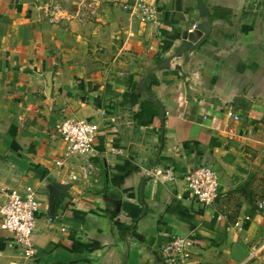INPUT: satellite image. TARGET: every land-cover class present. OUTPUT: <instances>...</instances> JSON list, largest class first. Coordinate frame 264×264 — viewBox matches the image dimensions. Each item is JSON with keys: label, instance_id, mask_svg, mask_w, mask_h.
I'll use <instances>...</instances> for the list:
<instances>
[{"label": "crops", "instance_id": "1", "mask_svg": "<svg viewBox=\"0 0 264 264\" xmlns=\"http://www.w3.org/2000/svg\"><path fill=\"white\" fill-rule=\"evenodd\" d=\"M134 1L89 0L98 18L79 23L0 0V205L27 188L40 203L35 257L0 227V264H264V0H203L207 41L171 61L200 38L197 1L147 0V25ZM64 119L99 125L93 154L63 155ZM200 165L222 188L208 207L185 182ZM176 238L190 257L167 262Z\"/></svg>", "mask_w": 264, "mask_h": 264}, {"label": "built area", "instance_id": "2", "mask_svg": "<svg viewBox=\"0 0 264 264\" xmlns=\"http://www.w3.org/2000/svg\"><path fill=\"white\" fill-rule=\"evenodd\" d=\"M123 8L131 14L138 13L139 20L143 25L156 22L158 10L147 0L128 2ZM195 30L196 27L189 32L194 33ZM227 117L234 121L240 120V117L231 109L227 111ZM54 131L65 144L63 155L80 157L94 153L100 127L92 122L64 119L56 124ZM55 163L60 169V173L63 172L64 158L56 160ZM185 182L190 200L199 206H211L222 195L219 174L213 166H197L186 174ZM2 194L5 200L0 205V227L12 234V239L8 245L21 251L26 258H34L37 249L31 238L36 231L40 212L38 194L32 188H27L24 192L9 190ZM259 208H264V200L259 202ZM187 244V240L176 238L165 245L163 252L166 261H172L170 260L172 256L189 258ZM260 249L250 252L248 260L255 257Z\"/></svg>", "mask_w": 264, "mask_h": 264}, {"label": "water", "instance_id": "3", "mask_svg": "<svg viewBox=\"0 0 264 264\" xmlns=\"http://www.w3.org/2000/svg\"><path fill=\"white\" fill-rule=\"evenodd\" d=\"M197 1V7L200 11V14L202 17L206 18L207 21L204 22L199 28H197V32L200 35V38L197 42H192L190 40L184 41V48L179 50L176 54H174L172 57L168 59V61H171L172 59L181 56L183 53L194 50L202 46L208 39L211 30H212V17L207 8L205 7L203 0H196ZM152 83V76L149 75L146 77V79L143 82L142 90L147 95V101L153 102L152 100V94L150 93ZM154 105L159 109V113L162 119H164L166 113L161 107V105L158 102H153Z\"/></svg>", "mask_w": 264, "mask_h": 264}, {"label": "rangeland", "instance_id": "4", "mask_svg": "<svg viewBox=\"0 0 264 264\" xmlns=\"http://www.w3.org/2000/svg\"><path fill=\"white\" fill-rule=\"evenodd\" d=\"M46 8L49 10L54 9L56 13L50 15L54 17L61 16L62 19H76L77 22L96 20L98 16L94 13L85 14L88 8H90L91 2L89 0H46ZM45 2V0H44ZM124 6V5H123ZM58 14V15H57ZM264 180V179H263ZM264 195V192H263Z\"/></svg>", "mask_w": 264, "mask_h": 264}]
</instances>
